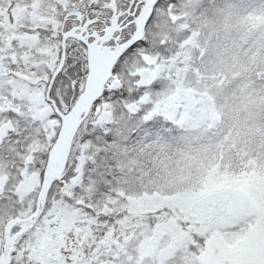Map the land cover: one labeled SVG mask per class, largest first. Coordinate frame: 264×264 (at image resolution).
I'll use <instances>...</instances> for the list:
<instances>
[{
    "label": "snow or ice",
    "instance_id": "snow-or-ice-1",
    "mask_svg": "<svg viewBox=\"0 0 264 264\" xmlns=\"http://www.w3.org/2000/svg\"><path fill=\"white\" fill-rule=\"evenodd\" d=\"M0 264H264V0H0Z\"/></svg>",
    "mask_w": 264,
    "mask_h": 264
}]
</instances>
